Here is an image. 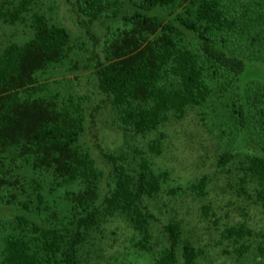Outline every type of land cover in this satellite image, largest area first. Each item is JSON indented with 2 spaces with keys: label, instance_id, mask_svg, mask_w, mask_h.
<instances>
[{
  "label": "trees",
  "instance_id": "obj_1",
  "mask_svg": "<svg viewBox=\"0 0 264 264\" xmlns=\"http://www.w3.org/2000/svg\"><path fill=\"white\" fill-rule=\"evenodd\" d=\"M67 1L93 42L82 61L123 144L94 155L84 140L86 100L40 83L71 52L70 30L33 0H0V23L27 20L29 28L0 48V210L9 216L0 264H91L114 218L130 227L148 264H200L204 249L181 222L152 212L167 177L152 159L166 122L227 92L238 131L253 141L237 159L239 186L264 213V0ZM235 159L224 152L218 163ZM49 177L60 190L53 204L38 181ZM205 184L188 190L202 196ZM220 235L237 256L264 263V227L228 224Z\"/></svg>",
  "mask_w": 264,
  "mask_h": 264
},
{
  "label": "rangeland",
  "instance_id": "obj_2",
  "mask_svg": "<svg viewBox=\"0 0 264 264\" xmlns=\"http://www.w3.org/2000/svg\"><path fill=\"white\" fill-rule=\"evenodd\" d=\"M33 1L48 19L67 27L74 39L71 52L62 63L42 75L40 83L47 84L49 91H60L64 95L70 87L74 96L86 100L88 110L84 140L94 155L98 156L100 149L110 151L118 148L123 144L122 134L108 123V106L102 103L103 97L94 89L92 69L84 67L82 61L93 42L87 40L77 25L67 0ZM32 8L35 11L36 8ZM25 22L15 25L0 23V48L7 42L28 36V21ZM222 94H214L202 106L189 108L182 118L170 120L160 128L164 136L162 152L153 156L152 162L153 168L166 171L167 177L161 192L150 205L162 223L170 217L177 218L184 232L204 249L205 255L200 264H255L251 256H237L230 243L220 235V230L228 224L242 222L251 228L264 227V213L254 202L252 190L248 185L245 191L239 186L241 172L237 159L239 154L252 151L253 141L238 131L231 116L233 100L227 92ZM90 111H93L92 115H89ZM256 133L254 130L252 135ZM246 136H249L248 133ZM134 144L140 145L135 141ZM224 152H231L236 159L221 167L218 162ZM201 178L206 183L205 194L199 196L188 188ZM38 181L43 185V195L53 204L60 190L51 189L50 177ZM173 190H176L174 194ZM203 206L210 207L209 215L203 213ZM8 218L0 210V237L3 234L1 222ZM100 237L99 249L91 264H148V258L135 251L132 246L134 234L120 218L104 224ZM257 262L264 264L263 261Z\"/></svg>",
  "mask_w": 264,
  "mask_h": 264
}]
</instances>
